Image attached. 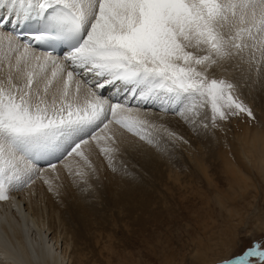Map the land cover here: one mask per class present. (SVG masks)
Instances as JSON below:
<instances>
[{
    "label": "snow or ice",
    "instance_id": "snow-or-ice-1",
    "mask_svg": "<svg viewBox=\"0 0 264 264\" xmlns=\"http://www.w3.org/2000/svg\"><path fill=\"white\" fill-rule=\"evenodd\" d=\"M226 64L264 73V0H0V200L40 161L66 153L92 168V141L115 171L121 128L158 146L148 106L194 130L255 119L216 78ZM216 264H264V237Z\"/></svg>",
    "mask_w": 264,
    "mask_h": 264
},
{
    "label": "rangeland",
    "instance_id": "rangeland-1",
    "mask_svg": "<svg viewBox=\"0 0 264 264\" xmlns=\"http://www.w3.org/2000/svg\"><path fill=\"white\" fill-rule=\"evenodd\" d=\"M218 70L215 73L216 78H224L234 88L236 86L238 94L234 92V95L249 107L241 94L243 82L248 71L258 72L255 69L249 70L247 64H226L225 68ZM234 80H237L236 85ZM143 110L151 112L142 118L156 125L149 131L159 143L154 147L126 129H119L120 136L128 138L127 174L130 177L135 176L145 189L157 187L159 196H168L177 207L174 216L177 218L172 223H161L159 231L147 240L139 239L137 234L121 237L120 231H125V226H122L119 234L114 233L115 236L111 237L112 243L116 245L115 250L92 255L89 260L88 256L91 254H87L86 264H216L221 257L239 251L252 238L264 237V188L257 194L258 197L256 195L253 198L249 194L254 193L251 188L249 193L244 187H228L218 192L209 189L210 185L206 183V179L210 184L220 183L219 180L224 178L225 168L229 170L226 165L229 160L237 162L234 147L240 138L248 142L256 134L264 136V128L255 127L258 123V111L256 114L252 110L255 119L241 113L219 122V127L213 128L209 123V127L204 128L198 123L194 130V126L186 123L176 111H163L152 106ZM169 132L175 133V136L170 137ZM178 137L183 139H177ZM61 157L53 164L57 163L58 166L65 160L80 158L68 157L67 154L65 158ZM114 164L116 168L123 166L120 151L116 153ZM241 170V176H234L246 177L244 180L253 186L261 184L264 187V179L260 176L256 175L252 180V174L248 170ZM40 173L41 170L33 176L31 184L36 187V191L49 190L50 185L44 182L46 176H42L40 180ZM48 174L57 175V184L65 182L67 176L73 177L72 169L69 171L65 165L61 169L57 167L55 171H49ZM172 176L177 180L174 181ZM227 180L231 182L230 177ZM51 187L54 189L52 183ZM244 189L246 193L243 192ZM30 192L32 198H39L34 190L30 189ZM50 192L57 195L55 190ZM241 193L248 194L246 200L240 196ZM55 204L61 214L66 215L65 208L59 206V199H55ZM112 210L116 212L111 209L108 214L114 213ZM144 220L146 227H149L151 221L147 218ZM117 244L121 247L118 248ZM106 252H109L107 257Z\"/></svg>",
    "mask_w": 264,
    "mask_h": 264
},
{
    "label": "bare ground",
    "instance_id": "bare-ground-1",
    "mask_svg": "<svg viewBox=\"0 0 264 264\" xmlns=\"http://www.w3.org/2000/svg\"><path fill=\"white\" fill-rule=\"evenodd\" d=\"M245 78L241 94L256 114L258 111L256 129L264 128V73L248 71ZM233 82L237 84V80ZM234 92L238 94L236 86ZM145 113L151 114L141 109L142 117L146 116ZM117 138L123 166L115 171L108 166V161L100 152V147L104 145L98 146L96 141H92L84 146L92 168L86 167L81 158L65 160L58 166L54 164L55 169H61L63 165H69L72 169L73 177L67 176L65 182L57 184V175L48 174L54 162L43 165L46 167H38V171L42 172L39 179L46 176L44 178L53 184L52 191L57 192L56 196L49 190L36 191V187L30 183L9 191L8 199L0 200V264H86L92 255L115 250L111 237L115 236L114 233L119 234L122 226H125V231H120L121 237L137 234L139 239L147 240L159 231L161 223H172L177 218L174 217L177 207L168 196L161 197L157 187L145 189L135 176H128V138L121 137L119 131ZM234 148L237 162L229 160L226 164L229 170L225 168L220 183L210 184L205 177L206 183L210 185L209 189L218 192L228 187H244L248 193L253 189L254 193L249 194L254 198L264 187L261 184L253 186L244 180L246 177H236L234 174L241 176L243 168L252 174V180L256 175L264 179V136L256 134L248 142L240 138ZM65 156L66 153L61 159ZM80 171L85 173L83 177L77 174ZM229 177L231 182L227 180ZM172 178L177 180L174 176ZM143 180L146 181L145 178ZM30 189L39 198H32ZM245 189L243 192L246 193ZM245 193L240 196L246 200L248 194ZM55 199L61 201L59 206L65 208L66 215L61 214ZM111 209L116 212L112 210L114 213L108 214ZM145 218L151 221L149 227H146ZM87 254H91L88 260ZM107 255L109 252H106Z\"/></svg>",
    "mask_w": 264,
    "mask_h": 264
}]
</instances>
